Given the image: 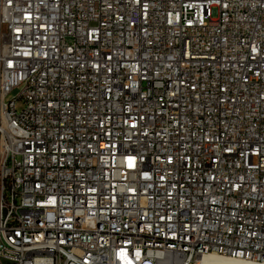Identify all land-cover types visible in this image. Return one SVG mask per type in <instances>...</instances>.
<instances>
[{
  "label": "built area",
  "instance_id": "2783aa9c",
  "mask_svg": "<svg viewBox=\"0 0 264 264\" xmlns=\"http://www.w3.org/2000/svg\"><path fill=\"white\" fill-rule=\"evenodd\" d=\"M208 256L264 264V0H0V264Z\"/></svg>",
  "mask_w": 264,
  "mask_h": 264
},
{
  "label": "bare ground",
  "instance_id": "6f19581e",
  "mask_svg": "<svg viewBox=\"0 0 264 264\" xmlns=\"http://www.w3.org/2000/svg\"><path fill=\"white\" fill-rule=\"evenodd\" d=\"M197 264H247L242 261H234L230 259H224L221 257L216 256H208L204 257L199 263Z\"/></svg>",
  "mask_w": 264,
  "mask_h": 264
},
{
  "label": "rangeland",
  "instance_id": "374dc122",
  "mask_svg": "<svg viewBox=\"0 0 264 264\" xmlns=\"http://www.w3.org/2000/svg\"><path fill=\"white\" fill-rule=\"evenodd\" d=\"M21 106H22V104L18 103L17 110H20L21 109Z\"/></svg>",
  "mask_w": 264,
  "mask_h": 264
}]
</instances>
